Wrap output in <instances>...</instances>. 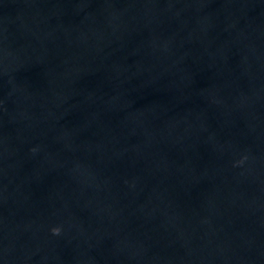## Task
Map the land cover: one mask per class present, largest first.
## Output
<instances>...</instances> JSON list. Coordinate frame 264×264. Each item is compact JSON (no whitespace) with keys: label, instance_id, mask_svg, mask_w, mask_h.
I'll return each mask as SVG.
<instances>
[{"label":"water","instance_id":"water-1","mask_svg":"<svg viewBox=\"0 0 264 264\" xmlns=\"http://www.w3.org/2000/svg\"><path fill=\"white\" fill-rule=\"evenodd\" d=\"M0 264H264V0H0Z\"/></svg>","mask_w":264,"mask_h":264}]
</instances>
